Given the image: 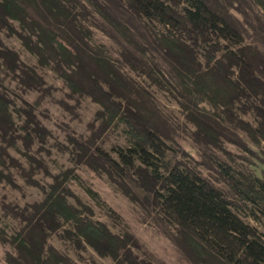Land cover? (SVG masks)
<instances>
[{
    "label": "trees",
    "instance_id": "1",
    "mask_svg": "<svg viewBox=\"0 0 264 264\" xmlns=\"http://www.w3.org/2000/svg\"><path fill=\"white\" fill-rule=\"evenodd\" d=\"M95 30L118 45V57L95 44ZM1 34L18 37L36 64H24ZM258 37L246 43L245 30L219 0H0V183L16 188L19 176L44 194L23 207L0 197L3 217L17 225L10 234L0 215L6 263L80 264L50 244L55 234L114 264H154L130 232L115 234L93 220L92 209L68 186L75 175L53 176L32 156L49 131L35 113L37 104L24 102L13 110L6 81L24 91H48L43 73L50 69L70 89V98L88 97L103 108L88 125V139L69 138L79 161L105 172L134 204L154 211L190 264H264V235L233 209L252 205L264 214V176L251 178L216 153L226 142L255 154L252 144L264 166V27ZM131 73L177 98L196 128L191 134L204 164L224 187L177 160V129ZM238 109L252 113L257 125ZM121 125L131 146L117 149L115 159L97 141ZM21 144L30 169L10 153ZM38 171L54 182L41 185Z\"/></svg>",
    "mask_w": 264,
    "mask_h": 264
},
{
    "label": "rangeland",
    "instance_id": "2",
    "mask_svg": "<svg viewBox=\"0 0 264 264\" xmlns=\"http://www.w3.org/2000/svg\"><path fill=\"white\" fill-rule=\"evenodd\" d=\"M219 1L226 8L228 14L245 30L246 43L257 42L261 27H264V7L260 0ZM95 33V44L107 47L113 57H118V45L101 31L95 30ZM1 37L6 46L15 49L19 53L24 64L28 66L36 64V56L32 55L23 46L18 37H8L5 34H1ZM131 75L152 92L160 109L177 129V145H174L175 151H179L176 154L177 160H182L192 167L199 168L204 176L211 179L215 184L224 187V182L218 180V178L220 179L219 174L210 170L204 164L206 160L202 157L200 147L193 140L191 134L196 128L187 121L177 98L170 92L161 90L158 86L152 84L145 76L135 73H131ZM43 76L46 81L45 89L48 90L43 92L24 91L17 82L10 79L6 81L10 96L14 101L13 110L23 107L24 102L31 105L37 104L35 113L43 126L49 131V136L44 144L33 146L32 156L43 162L53 176L66 171L75 175L77 179L72 178L69 180L68 186L84 205L92 209L93 220L106 224L115 234L130 232L144 249L153 256L154 264H190L168 236L165 226L157 218L154 211L148 210V212L134 204L110 180L105 172H96L79 161L78 150L69 138L72 136L74 139L84 138L86 140L91 136L88 135L90 132L88 125L97 113L93 108L96 103L88 97L72 99L69 95H65L64 98L58 99V94L61 93V88L58 85L63 84L62 80L50 69H47ZM63 87L65 86L63 85ZM69 101L72 103H69ZM206 108L209 109V107ZM15 115L17 116V114ZM238 115L254 126L257 125L256 118L252 113L244 114L238 109ZM127 130L124 125L111 129L102 140L97 141V144L115 159H119L116 153L117 149H127L131 146ZM122 141L124 142L123 146H121ZM249 146L255 151V154L226 142L223 143V150L216 151V153L221 161H226L236 169L243 170L247 176L263 178L264 166L261 164L260 158H257L262 155L254 145L249 144ZM21 152H25L22 144L17 150L10 149L11 155L19 160L26 169H30L29 162ZM33 165L36 166V164ZM35 179L45 187L54 182L53 178L43 171H38ZM16 180L18 185L16 188L7 183H0V197L7 196L10 201L21 207L44 198V194L39 188L26 185L25 180L19 176ZM69 201L71 204L78 206L75 198H70ZM249 207L255 208L258 217L251 214ZM233 209L243 221L255 227L260 234L264 235V214L258 207L249 205L247 209ZM0 215L3 226L12 234L16 229V223L4 218L1 212ZM50 244L80 264H114L111 258L100 257L90 247L82 251L76 250L69 241L55 234L51 237ZM0 247L4 249L5 260L7 248L1 243ZM147 259L149 260V257Z\"/></svg>",
    "mask_w": 264,
    "mask_h": 264
},
{
    "label": "clouds",
    "instance_id": "3",
    "mask_svg": "<svg viewBox=\"0 0 264 264\" xmlns=\"http://www.w3.org/2000/svg\"><path fill=\"white\" fill-rule=\"evenodd\" d=\"M58 87L61 88V93L58 94V99L64 98L65 95H70V89L63 87V84H59ZM107 91V89H105ZM69 103H72L69 101ZM93 108L96 112H102L103 108L99 104H94ZM87 123V122H86ZM88 135H91V132L88 133ZM123 141L121 142V146H123ZM130 146V145H129ZM83 218V217H82ZM0 264H6V261L4 260V249L0 247Z\"/></svg>",
    "mask_w": 264,
    "mask_h": 264
}]
</instances>
